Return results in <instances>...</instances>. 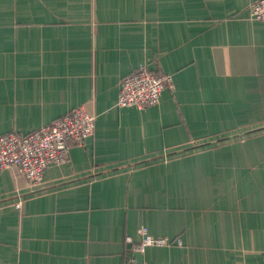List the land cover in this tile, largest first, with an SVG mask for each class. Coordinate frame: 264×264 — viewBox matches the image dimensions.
Here are the masks:
<instances>
[{"label": "crops", "instance_id": "crops-1", "mask_svg": "<svg viewBox=\"0 0 264 264\" xmlns=\"http://www.w3.org/2000/svg\"><path fill=\"white\" fill-rule=\"evenodd\" d=\"M252 2L0 0V133L80 103L96 115L40 184L0 168V264H264V24ZM141 65L173 87L118 107ZM141 226L166 241L139 249Z\"/></svg>", "mask_w": 264, "mask_h": 264}, {"label": "built area", "instance_id": "built-area-1", "mask_svg": "<svg viewBox=\"0 0 264 264\" xmlns=\"http://www.w3.org/2000/svg\"><path fill=\"white\" fill-rule=\"evenodd\" d=\"M249 16L264 24V0H254L251 3ZM172 87L170 73L157 75L141 65L121 79L116 105L148 107L159 101L162 90ZM95 119L96 115L87 110L85 104L80 103L28 133H0V168H14L29 184H40L47 167L51 164H65L70 148L81 145L93 135ZM19 204V201L15 202L16 206ZM138 230L142 236L137 245L139 249L144 245L162 244L166 241L161 237H152L144 226Z\"/></svg>", "mask_w": 264, "mask_h": 264}]
</instances>
